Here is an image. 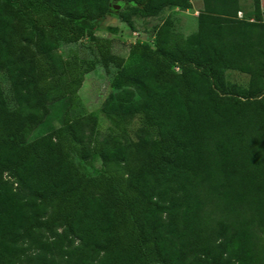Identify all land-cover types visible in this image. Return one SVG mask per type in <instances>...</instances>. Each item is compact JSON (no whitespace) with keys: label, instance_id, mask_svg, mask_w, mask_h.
I'll list each match as a JSON object with an SVG mask.
<instances>
[{"label":"trees","instance_id":"1","mask_svg":"<svg viewBox=\"0 0 264 264\" xmlns=\"http://www.w3.org/2000/svg\"><path fill=\"white\" fill-rule=\"evenodd\" d=\"M114 4L127 24L190 5L0 0V72L14 101L0 88V264H264L260 0L250 12L238 0H201L190 45L162 23L152 46L128 44L127 64L93 35L101 65L115 68L99 112L135 117L139 141L99 138L57 53ZM224 69L249 74L241 92Z\"/></svg>","mask_w":264,"mask_h":264},{"label":"rangeland","instance_id":"2","mask_svg":"<svg viewBox=\"0 0 264 264\" xmlns=\"http://www.w3.org/2000/svg\"><path fill=\"white\" fill-rule=\"evenodd\" d=\"M240 6L246 11L251 10V0H238ZM189 7L181 10L177 7H164L156 16L140 17L129 15V23H125L118 17L121 9L110 12L107 17L101 20L91 21V35H84L78 41L69 44L58 42L57 53L61 54L66 61V69L69 77L73 80V87L79 101L80 111L84 114L95 113L97 115L96 129L99 138L111 133L120 139L139 141L144 137L142 129L139 127L137 119L127 115L117 114L111 119L99 112V108L108 91L111 90L109 83L115 71L112 64L108 63L103 67L97 56L92 37L100 36L111 39L110 52L113 55L122 57L123 64L129 63L128 44L130 42H143L152 46L153 33L156 27L162 23H169L170 31L180 35L183 44L190 45L189 38L196 30V14L201 9V0H188ZM260 10L264 20V1L260 5ZM223 80L230 86L236 87L235 91L241 92L247 85L249 74L237 69H224L222 71ZM0 88L7 102L8 107L14 106L11 97L8 81L5 75L0 72ZM54 101V108L51 109L54 119L53 126H57L55 119L61 116V104ZM52 105V104H51ZM251 114L258 116L260 107L251 106ZM37 132L33 131V135ZM99 160L92 161L95 165Z\"/></svg>","mask_w":264,"mask_h":264},{"label":"built area","instance_id":"3","mask_svg":"<svg viewBox=\"0 0 264 264\" xmlns=\"http://www.w3.org/2000/svg\"><path fill=\"white\" fill-rule=\"evenodd\" d=\"M236 16H237L238 18H241V16H242L241 11H238Z\"/></svg>","mask_w":264,"mask_h":264},{"label":"water","instance_id":"4","mask_svg":"<svg viewBox=\"0 0 264 264\" xmlns=\"http://www.w3.org/2000/svg\"><path fill=\"white\" fill-rule=\"evenodd\" d=\"M112 7H113L114 10H117L119 8V6L116 5V4L112 5Z\"/></svg>","mask_w":264,"mask_h":264},{"label":"crops","instance_id":"5","mask_svg":"<svg viewBox=\"0 0 264 264\" xmlns=\"http://www.w3.org/2000/svg\"><path fill=\"white\" fill-rule=\"evenodd\" d=\"M264 0H260V5H262V2H263Z\"/></svg>","mask_w":264,"mask_h":264}]
</instances>
